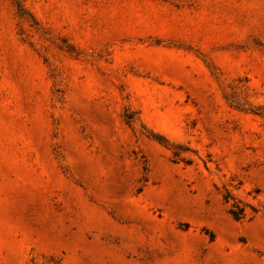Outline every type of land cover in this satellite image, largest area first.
<instances>
[{
  "label": "rangeland",
  "instance_id": "374dc122",
  "mask_svg": "<svg viewBox=\"0 0 264 264\" xmlns=\"http://www.w3.org/2000/svg\"><path fill=\"white\" fill-rule=\"evenodd\" d=\"M0 264H264V0H0Z\"/></svg>",
  "mask_w": 264,
  "mask_h": 264
},
{
  "label": "trees",
  "instance_id": "16d2710c",
  "mask_svg": "<svg viewBox=\"0 0 264 264\" xmlns=\"http://www.w3.org/2000/svg\"><path fill=\"white\" fill-rule=\"evenodd\" d=\"M230 212L234 215L235 218H239V217H240L239 215H237V214L233 211V209H230Z\"/></svg>",
  "mask_w": 264,
  "mask_h": 264
}]
</instances>
